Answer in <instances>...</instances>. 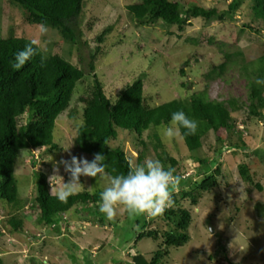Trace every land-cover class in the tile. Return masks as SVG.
I'll list each match as a JSON object with an SVG mask.
<instances>
[{"label":"rangeland","instance_id":"rangeland-1","mask_svg":"<svg viewBox=\"0 0 264 264\" xmlns=\"http://www.w3.org/2000/svg\"><path fill=\"white\" fill-rule=\"evenodd\" d=\"M141 1L84 0L75 22L78 39L73 44L58 30L47 28L42 33L40 25L27 22L22 6L0 0V37L36 39L44 55H59L84 72L68 109L55 121L53 140L57 148L19 152L14 167L18 204L0 200V264H135L138 256L149 263L160 249L166 222L145 216L130 219L124 209L114 221H108L99 211V203L78 205L62 214L59 235L53 236L41 223L34 171L45 173L51 188L49 177L53 174L62 176L65 182L69 180L63 165L59 173H54L59 161L70 160L73 155L92 160L75 147L74 137L94 76L111 102L138 77L143 78V99L148 107L184 100L201 91H206L210 100L238 102L239 109L231 113L232 131H209L196 153L188 151L180 135H163L170 124L150 128L140 137L117 129L109 146L122 149L136 161L139 151H143V160L159 159L166 167L175 168L184 181L173 195L180 208L191 215L189 240L183 246L167 248L166 264H264V120L249 114L246 81L238 71L241 59L251 62L264 54V27L251 23L250 0H173L184 9L214 8L224 16L223 21L209 22L189 18L181 29L161 21H135L127 6ZM232 1H236V7L230 9ZM237 53L242 56L237 57ZM225 54L232 58L218 76L213 70L226 61ZM25 120L24 115L18 123ZM155 136L161 143L156 148ZM232 143L243 145L233 148ZM218 150V160L204 173L199 159L212 162ZM165 156L175 165L163 161ZM208 176H215L216 185L208 192H197ZM80 182L77 193L102 192L107 186V181L98 183L97 178L87 176H81ZM191 192L196 204L190 197L181 198L183 193ZM13 218L21 223V231L10 224ZM143 226L145 231L159 230L158 240H137Z\"/></svg>","mask_w":264,"mask_h":264},{"label":"trees","instance_id":"trees-1","mask_svg":"<svg viewBox=\"0 0 264 264\" xmlns=\"http://www.w3.org/2000/svg\"><path fill=\"white\" fill-rule=\"evenodd\" d=\"M24 8L26 20L30 24L45 25L47 28L58 30L61 36L76 44L78 35L75 33V22L81 13L84 0H7ZM252 24L264 27V0H250ZM230 9L236 7L232 1ZM131 17L140 24L161 21L166 26L182 28L188 24V19L202 18L207 22L217 19L224 20V16L217 14L216 9H204L199 6L181 8L173 0H142L140 3L127 6ZM252 24L246 27L252 31L256 29ZM107 31V30H106ZM258 31V30H257ZM102 40L101 37L98 38ZM31 40L22 37H0V200L9 205L18 204L17 181L14 167L19 152L45 148L56 149L53 140V130L57 118L69 107L77 83L84 77V72L59 55H44L40 49L23 68H12L17 52L22 50ZM241 57V53L236 54ZM45 57L41 62V57ZM232 55L225 54V62L219 64L214 71L216 75L223 73L227 61ZM93 69V65H90ZM239 76L246 81L247 98L249 100V114L259 120H264V85H257L256 79H264V54L251 62L241 59L238 67ZM183 73V70H180ZM84 108L80 125L75 131L74 144L81 152L92 159L94 154L102 153L106 156L107 172L109 175L127 173L128 165L125 152L120 148H111L104 141L113 140L117 136V129L127 131L140 137L150 128L169 125L172 113L183 110L186 115L197 122L198 129L195 135L185 134L181 129V138L191 153L201 149L202 138L209 132L224 129L231 132L234 123L231 113L239 109L236 100L217 101L210 100L206 91L192 94L184 100L175 99L167 103L148 107L143 99V78L138 77L120 92L114 102H111L103 92L101 83L94 76V83L90 96L84 99ZM26 116L24 123L18 120ZM157 146H161L155 136ZM233 148L243 144L232 143ZM217 158L208 162L199 159L203 172L209 171V166L218 160L221 151L218 150ZM144 153L139 151L137 163L143 162ZM173 159L165 156L163 161ZM218 171V170H217ZM243 173V168H241ZM35 202L40 212L41 223L47 227L53 236L60 234L59 219L62 214L78 205L97 204L100 202V193L87 191L76 193L68 198L67 203L60 202L55 196L50 195L47 175L34 171ZM181 181L180 184H183ZM216 185L215 176H208L196 188L197 192H208ZM190 197L196 204V196L183 193L181 198ZM174 206L166 210L163 216L158 217L167 224V230L161 236L162 243L153 253L149 263L135 257V264H166L165 258L169 248H177L189 240L187 233L191 224L189 211L180 208L176 197L173 195ZM10 224L17 231H21V223L15 218ZM144 226L146 224L144 223ZM137 236L158 240L159 230L145 231ZM165 247V248H164ZM164 248V249H162ZM168 248V249H167ZM134 263V262H133Z\"/></svg>","mask_w":264,"mask_h":264},{"label":"clouds","instance_id":"clouds-1","mask_svg":"<svg viewBox=\"0 0 264 264\" xmlns=\"http://www.w3.org/2000/svg\"><path fill=\"white\" fill-rule=\"evenodd\" d=\"M39 29L42 33L47 32V27L43 24ZM39 46V41L32 39L16 53L11 63L12 68L16 70L23 68L32 57L37 55ZM45 59L42 56L41 62L43 63ZM255 83L258 86L264 85V79H256ZM181 129H184L187 135H195L198 124L183 110H178L172 113L170 125L164 129L163 135L167 138H175L181 134ZM108 143L107 140L104 141L105 145ZM106 159L104 154L96 153L91 161L74 155L70 160L59 161L54 165V173H59V166L63 165L64 171L69 174V180L65 182L62 176L51 175L49 194L60 202L67 203L68 198L75 195L82 185L80 177L87 176L97 178L98 183L107 181V186L100 193L98 206L99 211L108 221H114L121 209L127 211L130 219L140 216L153 219L163 216L166 210L174 206L173 194L178 190L182 180V177L176 174L175 168L166 167L159 159L152 157H145L142 163H137L135 159L126 156L127 173L109 175ZM229 247L231 248L232 245L230 244Z\"/></svg>","mask_w":264,"mask_h":264}]
</instances>
